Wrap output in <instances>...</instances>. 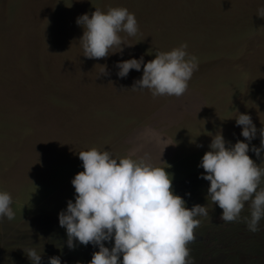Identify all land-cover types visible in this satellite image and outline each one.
<instances>
[{
	"label": "rangeland",
	"instance_id": "obj_1",
	"mask_svg": "<svg viewBox=\"0 0 264 264\" xmlns=\"http://www.w3.org/2000/svg\"><path fill=\"white\" fill-rule=\"evenodd\" d=\"M261 6L264 0H0V191L11 195L15 212L13 220L0 221V264H31L29 248L42 252V264L53 256L61 264H88L98 248L74 241L69 249L58 213L74 201L71 179L83 171L78 153L91 148L108 150L117 160L169 165L172 187L182 198L189 191L181 189L192 182L206 190L204 200L186 207L205 205L208 213L220 216L197 217L200 225L191 242L203 241L205 228L209 232L225 223L223 210L208 197L209 182L196 181L204 171L198 164L219 132L231 144L244 140L235 123L239 114L251 116L257 135L250 146H260ZM112 7L135 14L137 34L120 33L122 53L85 58L79 41L83 29L76 19ZM184 43L197 57L198 69L180 97L134 90L142 68L125 78L116 75L117 61L143 56L147 62ZM102 65L109 75L100 74ZM247 154L264 168L261 158ZM259 188L264 189V178ZM250 212L248 201L241 219L229 225L246 227ZM259 227L264 230V219ZM234 240L235 233L222 235L210 256L203 241L202 253L190 256L193 264H264V248L241 251ZM105 246L111 248L112 242Z\"/></svg>",
	"mask_w": 264,
	"mask_h": 264
},
{
	"label": "clouds",
	"instance_id": "obj_2",
	"mask_svg": "<svg viewBox=\"0 0 264 264\" xmlns=\"http://www.w3.org/2000/svg\"><path fill=\"white\" fill-rule=\"evenodd\" d=\"M264 18V6L257 9ZM83 29L79 38L83 56L89 59L106 58L122 53L124 38L121 32L134 36L138 23L134 13L124 7H112L106 12L95 8L89 15L76 19ZM181 44L167 52H157L145 62L143 56L117 61V77H127L130 70L142 75L134 81V90L148 89L153 97L182 96L188 81L198 69V59ZM100 74L109 75L106 65ZM235 123L241 126L234 144L219 132L211 139L209 150L200 159L203 173L198 178L209 182L208 197L223 211L225 222L239 221L245 203L251 201V212L245 217L246 227L255 233L264 219V178L260 168L247 154L249 151L264 161V127L259 129L260 146L251 145L257 128L248 114H239ZM230 146H226L229 145ZM170 145V144H169ZM83 171L71 179L74 201L58 213L59 226L66 231V244L73 249L80 245H94L88 264H193L188 243L195 239L199 227L197 217L208 216L205 205L186 207V201L174 194L173 175L166 168L145 160L123 157L117 160L108 150L91 148L78 153ZM12 197L0 191V221L13 220ZM112 242L111 248L105 242ZM31 264H42V252L27 249ZM48 264H61L58 256L48 258Z\"/></svg>",
	"mask_w": 264,
	"mask_h": 264
},
{
	"label": "trees",
	"instance_id": "obj_3",
	"mask_svg": "<svg viewBox=\"0 0 264 264\" xmlns=\"http://www.w3.org/2000/svg\"><path fill=\"white\" fill-rule=\"evenodd\" d=\"M200 180L201 179H199V178L196 179V181H200ZM194 185H195V183L192 182L183 190L180 188L182 192L189 191V194L185 198H183L186 201V206L190 205V203L192 204L193 201L196 199H199V201L204 200L203 194L206 193V190L204 191V189H199ZM176 188L177 187L173 188L174 194L180 195L181 193L178 194V192L180 190L178 188L177 189ZM210 201L212 202L211 199H210ZM211 216L218 217V216H220V212H210L208 216H205L204 221L206 219L210 218ZM204 221H202V223ZM225 223H228V222H225ZM225 223L219 222L218 228L213 230V231L208 232L207 231L208 229L205 228V231L203 232L205 239L203 238V236H201V238L206 243L207 249L204 252L206 255L210 256L216 250V247L219 245L220 238L222 237V235H228V234H232V233L236 234V240H234V241L238 240V242L236 243V246L241 251L252 252V251H257L259 249L264 248V230H262V227H259V230L255 233H253V232L249 231L245 227V225H237L236 224V226H230L229 225L230 223H228V224H225ZM207 235L210 236V238ZM203 241L189 242L188 243L187 247L191 249L190 256H195V254H197V253H202L201 249L204 246ZM209 244L211 246H208ZM236 252H237V250H236ZM91 257H92V255H91ZM247 257L253 258V260H255V257H252L251 255H247ZM227 258H229V256H227Z\"/></svg>",
	"mask_w": 264,
	"mask_h": 264
}]
</instances>
